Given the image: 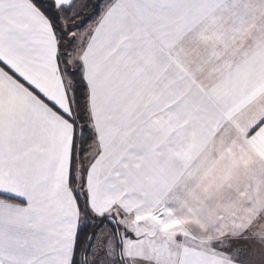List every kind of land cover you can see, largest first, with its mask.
Returning <instances> with one entry per match:
<instances>
[{
    "label": "snow or ice",
    "instance_id": "6c2138e0",
    "mask_svg": "<svg viewBox=\"0 0 264 264\" xmlns=\"http://www.w3.org/2000/svg\"><path fill=\"white\" fill-rule=\"evenodd\" d=\"M0 264H264V0H0Z\"/></svg>",
    "mask_w": 264,
    "mask_h": 264
}]
</instances>
